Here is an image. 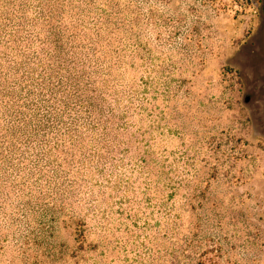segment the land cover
I'll list each match as a JSON object with an SVG mask.
<instances>
[{
    "label": "rangeland",
    "instance_id": "rangeland-1",
    "mask_svg": "<svg viewBox=\"0 0 264 264\" xmlns=\"http://www.w3.org/2000/svg\"><path fill=\"white\" fill-rule=\"evenodd\" d=\"M74 1L108 128L61 195L0 93V264H264V0Z\"/></svg>",
    "mask_w": 264,
    "mask_h": 264
},
{
    "label": "trees",
    "instance_id": "trees-1",
    "mask_svg": "<svg viewBox=\"0 0 264 264\" xmlns=\"http://www.w3.org/2000/svg\"><path fill=\"white\" fill-rule=\"evenodd\" d=\"M75 6L74 0H0V93L11 100L4 109L18 141L24 136L39 142L29 147L36 154L29 173L45 176L61 195L73 176L64 162L77 160L66 140L81 145L82 128H108L104 115L112 109L107 80L95 77L106 72L97 64L94 38L77 42L73 13L66 15ZM47 165H55L52 174L44 170Z\"/></svg>",
    "mask_w": 264,
    "mask_h": 264
}]
</instances>
